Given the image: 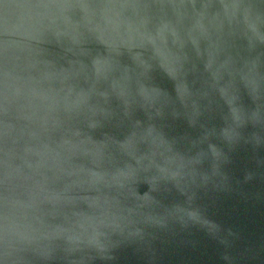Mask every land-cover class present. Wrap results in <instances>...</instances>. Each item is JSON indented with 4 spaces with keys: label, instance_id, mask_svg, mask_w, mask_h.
<instances>
[{
    "label": "water",
    "instance_id": "95a60500",
    "mask_svg": "<svg viewBox=\"0 0 264 264\" xmlns=\"http://www.w3.org/2000/svg\"><path fill=\"white\" fill-rule=\"evenodd\" d=\"M0 264H264V0H0Z\"/></svg>",
    "mask_w": 264,
    "mask_h": 264
}]
</instances>
